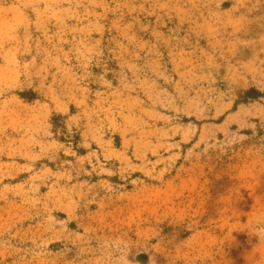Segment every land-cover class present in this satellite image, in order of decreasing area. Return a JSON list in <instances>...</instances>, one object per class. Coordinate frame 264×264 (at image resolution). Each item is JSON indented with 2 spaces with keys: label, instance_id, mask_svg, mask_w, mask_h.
Here are the masks:
<instances>
[{
  "label": "rangeland",
  "instance_id": "obj_1",
  "mask_svg": "<svg viewBox=\"0 0 264 264\" xmlns=\"http://www.w3.org/2000/svg\"><path fill=\"white\" fill-rule=\"evenodd\" d=\"M0 264H264V0H0Z\"/></svg>",
  "mask_w": 264,
  "mask_h": 264
}]
</instances>
